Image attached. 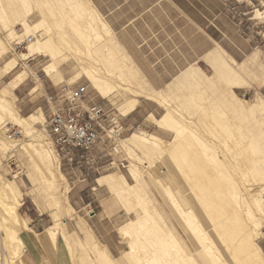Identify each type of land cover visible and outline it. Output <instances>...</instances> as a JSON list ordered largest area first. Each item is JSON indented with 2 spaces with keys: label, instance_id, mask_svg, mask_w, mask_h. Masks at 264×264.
I'll use <instances>...</instances> for the list:
<instances>
[{
  "label": "rangeland",
  "instance_id": "1",
  "mask_svg": "<svg viewBox=\"0 0 264 264\" xmlns=\"http://www.w3.org/2000/svg\"><path fill=\"white\" fill-rule=\"evenodd\" d=\"M83 1L84 4L87 5L88 0ZM230 1L231 3H236L234 0ZM237 1H242L243 3L244 0ZM20 2L21 0H19V3ZM25 2L35 11L44 12L45 14V21L43 22H38V20L40 21L41 18L39 14H37L36 19H34L35 22L37 21V27L33 29L35 36L52 34L56 38H54V40L57 41L59 45H63L62 42H65L64 44L66 45L68 43V45L76 46L86 45L84 41L85 39L80 38L79 36L81 34H85L86 32L85 28L83 27V20L80 16L75 14L74 10L68 8V3L66 0H63L64 3H62L61 7H58L56 0H26ZM1 3L5 4V0H0V4ZM54 5L56 6L55 8H53ZM243 5L248 6L247 9L242 10L244 14L235 11L234 7L232 6H228V8L230 9L233 17H236L237 19L240 17L244 18L248 24H257L256 26L251 24V28L254 31V36L260 42L264 39L262 38L264 35V0H252L251 3H243ZM60 8L63 11L60 10ZM256 11L262 14L257 17ZM2 27L3 26L0 22V40L5 42L7 53L0 60V67L10 58H16L18 64L11 73L0 78V88L17 74H20L21 72L25 73V76L27 77H25L21 86H19L13 92L14 97L11 100L14 109H16V111L22 117H26L40 109V112L44 118L45 113L47 112L46 97L49 95H54L60 85L68 84L87 86L92 103L96 101L107 110H112V113L117 120V128L119 126V118L122 120L124 131L122 130V134L117 139L115 145H113L117 155L112 154V156L115 161L122 159L126 161V168L124 170H117L116 168L107 167L106 163L108 162V156L106 157L104 154H100V147L96 149L94 153L98 154V163L104 168L99 172V174L93 175V177L92 175L91 177H85L84 174L86 170H81L80 173L73 174L72 172L76 169H70L66 167L63 162L59 163L57 156L60 172L67 180L68 186L70 188L67 196V202L74 209V213H72L71 217H63V223L66 230L70 233L76 232L81 238L82 234L78 230L77 226L79 220L82 223L83 221L86 222V224H83L90 230L92 228L91 223H103L101 229L107 232L105 235L106 239L114 243V249H117L115 252L110 251L109 253L114 258L120 260L122 257L121 255L128 251V241L123 240L121 235L118 234L119 232L117 231V228L123 225L125 222L134 220L135 217L142 215L145 217V224H147L150 233L148 234L146 231L138 230V236H133V239L137 237L135 238V240L137 239L136 243L141 239L144 240V237H148L150 240H152L154 237L155 239L153 240L162 238V249L164 247L166 248L167 246H170L167 248V251L171 252L173 255L179 253L178 251H181L182 249L187 251V254L190 253L188 255L194 257L197 261H199L200 264H203L198 259L200 258L198 256L202 255L200 254L202 252L199 251L200 246L203 242L205 244H209L212 240L217 245L227 263L232 264L233 261L227 252L228 243L225 241L226 236L225 234H220L217 229L218 222L222 220L219 215L222 212L229 214L235 209L238 210V205L232 203L234 202V200L232 201V198L235 197H233V195L240 196L241 199L249 202V195L245 191L246 189H251L253 194H259L258 196L261 195L260 200L263 201L261 204L264 207V173L257 169L253 170L254 168H261L262 164L253 163V167H250V164L247 163L249 158L257 160L262 156L260 154L261 152L259 151L260 145L262 148V143L258 142L260 139L259 125L262 122V117L259 111H256L254 116H251L252 119H250L249 116H243L242 114H240V116H235L233 111L230 110V108H227L225 105L231 103L235 105L236 108H240L241 106L249 108L252 105L261 103L263 104L264 109V44L250 45L251 49L249 45H247L248 51L251 50V52L256 53V62H252L250 60L245 62L246 58L253 53L246 57H242V59L239 60H234L231 57L237 64L241 65V67H236V70H238L240 75L244 77L240 82V87L242 88L234 90L235 96L239 99V101L234 102L230 93L228 92V87L225 88L227 84L224 78L220 75L218 70L208 62L207 56L201 58L193 67L189 68L190 72H196L198 74H196L194 78L195 80L191 78L189 80L183 81V79L182 83L185 84L178 88L175 87L176 80H173L171 83L161 81L150 82L145 80L143 75L138 72L134 65H131L127 55L123 52L120 46L117 45L112 33L111 36H106L105 33L102 32V39H100L101 41H94L91 37L92 41L90 40V42H92V45H97L95 50L98 52L100 57L104 55L105 61H112L115 58L119 63L120 70L125 74V81H120L118 79L116 81V78H114L115 80L113 79L116 81V83H118L116 85L119 86V89L117 88L119 92L117 90V92H115V96L113 94L111 98L103 100L92 89L84 77H81L77 81L73 80V77L78 71L74 62L69 65H63L60 68L64 81L51 82L42 72L43 67L48 63V59L34 58L25 61L19 60V55L25 53L27 41L24 42V38L20 40L15 39V37L9 39V36H7V31H4V28ZM75 27L76 29H74ZM19 28L20 27L18 26L16 27L17 32H20L21 29ZM62 36H65L67 40H64L65 37L63 38ZM81 39L83 41H81ZM60 40L62 41L60 42ZM107 45L108 48H112V50L110 49V57H108V49L105 48ZM114 45L119 49V51L113 48ZM83 46H81L82 49ZM255 46L258 47V49L254 50ZM113 50H115V52L117 50L116 55L114 53V58L112 56ZM225 53L227 54V52ZM121 54H124L126 58L122 59ZM93 64L96 65V63ZM96 66H99L97 68L102 71V76L112 79L107 73L110 70L109 66L104 67H108V70L103 68V64H97ZM131 73H133L132 78ZM129 87L130 89L134 90L142 89V91L144 90L143 92L145 93L157 92L156 94H158L159 97L161 96L167 99L169 102L168 106L173 108L180 106L181 110L191 113L192 116L190 121H193V124H191L193 127L192 130L197 134L199 133L198 135L200 140H202V142L206 144L207 147H209L207 154L214 155V157L221 162V165L218 166L204 160L203 162L202 159L204 156L201 154L200 150L202 149L199 144L196 145L198 150L196 148L187 149L186 156H181L183 159L179 160L178 162L174 161V158L171 156L160 157L145 155V157L144 154L135 149H132L131 153H129L128 148L124 143H122L121 139L129 137L137 129H141L147 134L156 135L165 142H171L173 138L171 134L156 129L152 121H150V118L146 119L149 115H152L154 118H160L164 113L166 106H161L159 104L156 105L155 103L142 98H138L139 102L137 104V110L132 115L133 119H136L135 123L132 124L131 127H127V122L124 121V117L118 114L116 107L120 105L119 102L121 103V100L123 101L124 98L131 97V94H129L127 90ZM33 88H36L34 91L35 93L31 91ZM51 88H54L52 93L46 95L43 94V91L47 92V89ZM238 103L241 104V106ZM199 107L201 108L199 109ZM199 110H201L202 113ZM43 123L44 121L41 124H36L34 127L37 132L41 134V141H44L43 144L47 147V149L52 150V147L46 140V135L41 128ZM4 128L2 129V125L0 126V182H7L6 184H10V182H12L10 186L14 190L16 197L21 203V206L17 210L21 219L20 222L32 230V232L24 231L22 232V235L35 239L34 234H37V232H43L45 235L46 229L52 225V208H50L51 205L46 199V192H43L41 194L42 198L39 199L37 196H35L37 195L35 191H33L35 189L34 187L36 183L33 184L31 179L34 176L33 181L35 180V182L38 183V181H40V173L38 172V168L34 166V163L31 159V153L28 155L29 149L27 148V145L31 143L30 139L24 136L21 128L16 124L7 122ZM117 128H115V130H117ZM8 132H16L18 134L13 139L8 140ZM101 137L104 141V134L101 133ZM238 139L240 140V143ZM239 144L240 146H238ZM24 146L27 147L22 149ZM254 149L255 152H252ZM109 152H111V150ZM190 155L192 156L190 157ZM194 156H197V162V159H195ZM184 157L186 158V161L184 160ZM131 162H133L132 164L137 165L138 170H140L142 173H140L142 175V179L146 184L144 190L139 193L138 199H130L129 202L126 200H120L119 198H115V196L110 194L105 186L98 187L96 185L97 178L110 173L123 174L127 181L130 184H133V180L130 179L127 173ZM193 163L195 164L193 165ZM30 172L33 174L32 177ZM91 188L94 190H91ZM172 198H174V204L172 202ZM74 201H79L80 204L78 205L80 207L75 205ZM177 203L180 204L178 205ZM175 204L179 207H175ZM127 209H129L128 212ZM187 211L189 212V215L191 214L190 217L192 215L196 217L191 219L187 216L186 219H189L193 224L198 223L197 233L196 231H191L192 226H194L193 224L191 226H186V220L184 216L185 213L188 214ZM262 211L264 212V209ZM257 215L259 216L260 214ZM94 216V219L89 220ZM260 216L259 219L261 228L259 229V234L257 233V236H255V243L262 250L264 256V239L262 237L264 216ZM192 220L195 222H192ZM143 232H145L144 235ZM92 233L100 243L105 245L96 233L93 231ZM0 237H2V234H0ZM56 237V244L53 248H51L47 241L52 255L50 257L43 256L44 259L40 262V264H43L44 260L49 262V264H58L60 258H65V256L67 257V254L70 264H88L91 260H93V257L91 256L92 254L90 252L88 253V251L70 253L67 248L64 247L60 235L58 234ZM202 237L205 239L203 238L204 240H202ZM199 238H201V241ZM103 239L105 238L103 237ZM221 240L224 242L222 243ZM85 242L88 243L87 241ZM88 244L91 245L92 243ZM40 251L43 252V249ZM196 252H198L199 255L196 254ZM27 255L14 260V264H27ZM1 256L2 252L0 253V258Z\"/></svg>",
  "mask_w": 264,
  "mask_h": 264
},
{
  "label": "bare ground",
  "instance_id": "2",
  "mask_svg": "<svg viewBox=\"0 0 264 264\" xmlns=\"http://www.w3.org/2000/svg\"><path fill=\"white\" fill-rule=\"evenodd\" d=\"M25 1L26 0H21V2L19 3V0H5V4L2 3L0 4V19H1L0 22L1 25L3 26L2 28H4V31L5 30L7 31V36H9L8 38L10 39L15 37V39H19V40L24 38L25 39L24 42L28 41L25 47V53L19 55L18 57L19 60L25 61L34 58L48 59V63L43 67L42 72L44 73L45 77L51 82L64 81L60 68L63 65H69L72 62H74L76 64L75 67H77L78 71L73 77V80L77 81L81 77H84L88 81L92 89L103 100L111 98L113 94L115 96V92H117V90L119 89V86L116 85L118 84L116 83L117 79L120 81H125V74L120 70L119 63L114 58L117 50L119 51V49L114 45L113 48L117 49L116 52L115 50H113L112 53L114 60L105 61L104 55L100 57L98 55V52L95 50L97 45H92V42H90V40L92 41V39L94 41H101L100 39H102V35H101L102 32L105 33L106 36H111L110 30L102 20L101 16L93 8L91 1L88 0L87 5H85L83 0H66V2L68 3L67 4L68 8L74 10L75 14L80 16L83 20V27L85 28L86 32L85 34L80 33L81 35L79 34L78 35L80 36V38L85 39L84 41L86 45L84 46L68 45L69 43L66 45L64 44L65 42L64 43L62 42L63 45H59L58 42L54 40L55 36L52 34H45V35L40 34L41 36H35L33 29L37 27V21L35 22L34 19H36V15L39 14L41 18L40 21L38 20V22H43L45 21V14L44 12L35 11L33 8L29 7V5ZM62 3H64L63 0H56V4L58 5V7H61ZM55 5L53 6V8L57 6ZM60 10L62 9L60 8ZM261 14L262 13L256 11L257 17H259ZM17 26L20 27L19 28L21 29L20 32L16 31ZM74 29H76V27ZM62 37L64 38L65 36ZM64 40H67V38L65 37ZM61 41L62 40H60V42ZM81 41L83 40L81 39ZM81 46H83V49L81 48ZM105 48L108 49L107 53H108V57H110L111 56L110 51L112 50V48H108V45ZM6 53H7V47L5 45V42L0 40V60L6 55ZM121 57L122 59L126 58V56L122 54ZM207 60L213 67H215L218 70L220 75L224 78L227 84L225 88L228 87V92L230 93L232 100L234 102L239 101V99L234 94V90L242 88L240 87L241 86L240 82L243 80L242 78L244 77H242V75H240L236 70V62L218 46L214 51L210 52L207 55ZM93 63H96V65L103 64L104 65L103 68L109 66L110 70L107 73L109 74V77H111L112 79L106 78V76L105 77L102 76L101 74L102 71H100V69L97 68L99 66H96ZM17 64L18 61L16 58H10L3 65H1L0 78L11 73L16 68ZM196 74H197L196 72H190V69H186L178 77L175 78L176 80L175 87L178 88L184 85L185 83H182L183 79H184L183 81L189 80L191 78L195 80L194 78ZM132 75L133 73H131V78ZM25 77H27L25 76V73L21 72L20 74L14 76L10 81H8L4 86L0 88V126L2 125V129H3L6 126L7 122L16 124L21 128L24 136H26L31 141V143L27 145L28 147L26 146L29 149L28 155L31 153V159L34 163V166L38 168V172L40 173V179H39L40 181H38L37 183L35 182V180L33 181L34 176L32 177L33 174L30 172L32 177L31 180L33 184L36 183L34 187L35 189L33 191H35V193L37 194L35 196H37L39 199L42 198L41 194L43 192L44 193L46 192L47 194L46 199L51 205V207L50 206L49 207L52 208L51 210L52 225L48 227L45 231L46 239L50 244L51 248H53L54 245L56 244V240H57L56 236L59 234L64 244V247L67 248V250L70 253L79 252V251L80 252L88 251V253L90 252L92 254L91 256L93 257V260H91L88 264H200L199 261H197L194 257L188 255L190 253L187 254L186 253L187 251H184L182 249L181 251H178L179 253L175 255L167 251V248H169L170 246L169 247L167 246L166 248L164 247L162 249V240H161L162 238L161 239L157 238L156 240H153L155 239L154 237L152 240H150L148 239V237H144V240L141 239L136 243L137 239L135 240V238L137 237L133 239V236L136 235L138 236L139 231L143 230L146 231L148 234L150 233L147 224H145V220H144L145 217L142 215L135 217L134 220L125 222L123 226L118 228V232H119L118 234L121 235L124 241H128V245L126 244L128 251L124 254V256L120 261L111 258L110 255L108 254L109 252L107 253L106 251L107 248L105 249V246L101 245V243H98V241L96 240V238L92 233H91L92 244L89 245L88 243L80 239L76 235V233L74 232L70 233L66 231L65 225L63 223L64 221L63 217H67V216L71 217L72 213H74V209L67 202V196L70 191V188L68 186L67 180L60 172L56 153L52 151L53 149L52 150L47 149V147L43 144L44 141L43 142L41 141L42 139L41 134L37 132V130L34 127L36 124H41L44 121L43 115L40 112V110H36V112L32 114L26 117H22L16 111V109H14V106L12 105L13 103H11L12 102L11 100L14 97L13 92L19 86H21ZM114 78H116V81H114L115 80ZM35 90L36 88H33L31 91L34 92ZM127 90L129 94H131V97H126L124 98L123 101L121 100V103L119 102L120 105L116 107L118 114L122 117H126L129 114L133 113L139 102L138 98L151 101L156 105L157 104L161 106L165 105L166 108L160 118H154L152 115H149L148 118L146 119L150 118L151 119L150 121H152L156 129L171 134L173 136L171 142H165L156 135L147 134L143 130L137 129L129 137L125 139H121L122 143H124L128 148L129 153H131L132 149H135L140 151L142 154H144V156L145 155L160 156V157L171 156L174 158V161L178 162L179 160L183 159V157L181 156L184 155L186 156L187 149L196 148V145L199 144L202 149L200 150L201 154L202 156H204L203 159L201 157L202 161L204 160L206 162H211L212 164L218 166L221 165V162L218 159H216L214 155L207 154V150H209V147H207L206 144H204L202 140H200V137L198 135L199 133L197 134L192 130L193 127L191 126V124H193V121H190L192 116L191 113L185 110H181L180 106H178L177 108L168 106L169 102L167 101V99L165 97H161V96L159 97V95L156 94L157 92L145 93L143 92L144 90L142 91V89L134 90V89H130V87L127 88ZM239 105L241 106V104ZM225 106L227 108H230V110L233 111L235 116H240V114H242L243 116H249L250 119H252L251 116H254V113L256 111H259L262 117V122L259 125L260 139L258 140V142L262 143V148L261 145H260V149L257 146L256 147L259 149V151L261 152L260 154L262 156L260 155L261 157H259L257 160L249 158V160H247V163L250 164V167H253V163L254 164L261 163L262 164L261 168L259 167L252 169L253 170L257 169L264 173L263 104L257 103L255 105L250 106L249 108L248 107L246 108L244 106H241L240 108H236L235 105L231 103H228ZM201 107H199V109ZM110 132L116 133L117 131L115 129H112ZM238 146H240V144ZM26 147L24 146L22 147V149ZM196 149L198 150V148ZM252 152H255V149ZM191 156L192 155H190V157ZM194 157L195 159H197V156ZM184 160L186 161L185 157ZM197 161L198 159L196 160V162ZM132 163L133 162H131V164L129 165L127 173L130 179L133 180L134 182L133 184H130L123 174L110 173L97 178L96 185L98 187L105 186V188L110 192V194L115 196V198L116 197L119 198L120 200H126L127 202H129L130 199H135V198L138 199L139 193L144 190L146 184L145 181L142 179V175H141L142 173L140 172V170H138L137 165ZM194 164L195 163H193V165ZM200 166L202 167L201 164ZM6 183H2V181L0 182V234H2V237H0V253L2 252V256L0 258V264H14L15 263L14 260L21 258L22 256H24L25 253L26 245L23 238L21 237L22 232L24 231L32 232V231L25 224L23 223L21 224L20 222L21 219L17 212L18 208L21 206V203L16 197L14 190L10 186L12 182H10V184L9 183L6 184ZM245 191L248 193L250 201L246 202L245 200L241 199L240 196L233 195V197L234 196L235 197L232 198V201L234 200V202L232 203L238 205L237 206L238 210L235 209L234 211H232L233 213L230 212L229 214L226 212L220 213L219 216L220 218H222V220H220L221 222L220 221L218 222L217 229L220 232V234H225L226 236L225 241L226 243H228L227 252L233 261L232 264H264V256L262 250L255 243L256 242L255 236H257V233L261 228L259 216L260 215L264 216V212L262 211L264 207L261 204V202L263 201L260 200L261 195L258 196L259 194H253L251 189H246ZM173 199L174 198H172V202ZM178 205H176L175 207H179ZM128 210L129 209H127V212ZM257 214L260 215L258 216ZM190 215L189 212L188 214L185 213L184 217L186 220L185 222L186 226L187 225L191 226L193 224L189 219H186L187 216L189 218ZM219 216L217 215L218 218ZM190 218L192 219L196 217L192 215ZM193 221L194 220H192V222ZM197 224L196 223L193 224L194 226H192L191 231H196V233L198 232ZM144 233L145 232H143V235ZM203 238L204 237H202V240L205 239ZM199 239L201 241V238ZM221 242L223 243L224 241L221 240ZM199 251L202 252V253L199 252L202 255L198 256L200 257L198 259L203 264L204 263L228 264L225 258L223 257L222 253L218 249L217 245L212 240L210 241L209 244H205L203 242L200 246ZM196 254H198V252H196Z\"/></svg>",
  "mask_w": 264,
  "mask_h": 264
},
{
  "label": "crops",
  "instance_id": "3",
  "mask_svg": "<svg viewBox=\"0 0 264 264\" xmlns=\"http://www.w3.org/2000/svg\"><path fill=\"white\" fill-rule=\"evenodd\" d=\"M234 1L236 3H231L230 0H91V4L114 36L117 45L127 55L131 65H134L146 81L171 83L183 71L193 67L201 58L214 51L217 46L234 60H239L253 53L251 50L248 51L247 45L251 49L250 45L264 44V39L259 42L254 36L252 23L248 24L246 19L241 17L239 19L233 17L228 8L232 6L235 11L244 14L242 10L248 6L243 3H251L252 0H244L243 3ZM256 25L254 23L253 26ZM255 49L258 47L255 46ZM255 55L254 52L248 56L245 62L249 60L256 62ZM236 67L241 65L236 63ZM47 90L43 91V94L52 93L54 88ZM133 113L124 117L127 127H131L136 121L132 117ZM119 123L124 131L120 118ZM72 173L80 172L75 170ZM74 204L80 207L79 201H74ZM94 218L95 216L89 220ZM83 223L86 224L84 221ZM83 223L80 220L77 223L82 237L74 232L80 239L91 243L93 231L105 244L101 245L105 246V249L107 246V253L117 250L114 249V243L106 239L107 232L101 229L102 222L91 223L92 231ZM34 236L35 239L21 234L26 245L24 255L28 254L27 264H40L43 256L52 255L43 232H37ZM96 240L98 241L97 238ZM42 249L43 252L40 251ZM67 258L68 254L65 258L61 257L58 264H70ZM43 264L49 262L44 260Z\"/></svg>",
  "mask_w": 264,
  "mask_h": 264
},
{
  "label": "built area",
  "instance_id": "4",
  "mask_svg": "<svg viewBox=\"0 0 264 264\" xmlns=\"http://www.w3.org/2000/svg\"><path fill=\"white\" fill-rule=\"evenodd\" d=\"M46 106L41 128L59 163L63 162L66 167L79 172L86 170L85 177L97 175L104 168L98 163V154L94 153L100 147V154L108 156L107 167L117 170L126 168L124 159L115 161L112 156L117 155L113 145L122 134V127L119 123L117 128L111 109L92 103L87 86L62 84L54 95L46 97ZM115 128L117 132L111 133ZM8 133L9 140L18 134ZM101 133L104 134V141ZM262 235L264 239V227Z\"/></svg>",
  "mask_w": 264,
  "mask_h": 264
}]
</instances>
